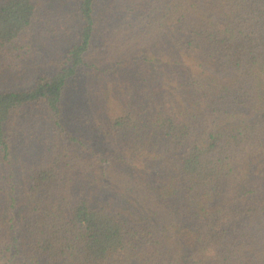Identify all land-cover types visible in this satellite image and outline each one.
<instances>
[{"label": "trees", "instance_id": "16d2710c", "mask_svg": "<svg viewBox=\"0 0 264 264\" xmlns=\"http://www.w3.org/2000/svg\"><path fill=\"white\" fill-rule=\"evenodd\" d=\"M0 264H264V0H0Z\"/></svg>", "mask_w": 264, "mask_h": 264}, {"label": "rangeland", "instance_id": "374dc122", "mask_svg": "<svg viewBox=\"0 0 264 264\" xmlns=\"http://www.w3.org/2000/svg\"><path fill=\"white\" fill-rule=\"evenodd\" d=\"M17 85H19L18 82H13L10 80V82H6V83H0V91L5 90V89H12V88H16L18 87ZM21 86V85H19Z\"/></svg>", "mask_w": 264, "mask_h": 264}]
</instances>
